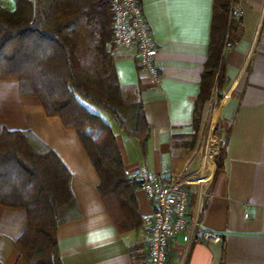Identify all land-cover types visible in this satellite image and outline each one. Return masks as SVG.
<instances>
[{
    "label": "crops",
    "instance_id": "0c3cea01",
    "mask_svg": "<svg viewBox=\"0 0 264 264\" xmlns=\"http://www.w3.org/2000/svg\"><path fill=\"white\" fill-rule=\"evenodd\" d=\"M235 6L243 22L225 56L217 108L202 97L215 0H142L161 73L158 83L139 64L134 43L113 47L124 104L114 105L119 116L101 108L113 117L109 124L124 170L192 171L201 163L202 139L212 122L216 140L225 138L223 154L214 144L213 178L200 205H194L200 210L197 236L175 237L168 264H264V0H237ZM140 110L149 129L146 143L135 134ZM4 129L32 131L70 172V218L56 233L62 264H149L150 235L143 220L154 205L146 191L130 186L142 224L122 230L78 132L48 115L37 96L21 94L17 79L0 78V132ZM27 226L24 206L0 202V264H31L20 243ZM204 229L222 240L203 241Z\"/></svg>",
    "mask_w": 264,
    "mask_h": 264
},
{
    "label": "trees",
    "instance_id": "16d2710c",
    "mask_svg": "<svg viewBox=\"0 0 264 264\" xmlns=\"http://www.w3.org/2000/svg\"><path fill=\"white\" fill-rule=\"evenodd\" d=\"M236 2L215 0L203 99L209 98L216 83L221 86L226 42L234 43L239 36L242 16L231 7ZM114 21L111 0H0V78L17 79L21 94L37 96L48 115L59 116L65 127L78 132L100 174L102 196L112 204L119 227L128 230L142 224L130 194V186L137 183L125 174L111 125L86 103L117 116L114 105L124 104L113 67ZM81 23L87 25L99 63V75L92 80L84 72L86 55L81 57L79 51ZM135 134L146 143L149 129L142 110ZM0 202L26 208L28 226L20 243L31 264H62L56 233L58 225L70 218V172L28 129L0 132Z\"/></svg>",
    "mask_w": 264,
    "mask_h": 264
},
{
    "label": "built area",
    "instance_id": "2783aa9c",
    "mask_svg": "<svg viewBox=\"0 0 264 264\" xmlns=\"http://www.w3.org/2000/svg\"><path fill=\"white\" fill-rule=\"evenodd\" d=\"M115 12L114 44H135L139 64L154 82H159L161 73L155 63V44L146 21L142 0H111ZM230 42H226L225 49ZM213 122L202 139L201 163L192 171L176 173L166 171L150 174L140 167L125 169L131 183H137L150 197L154 205L151 215L145 217L143 226L150 235L149 264H168L170 241L182 234L185 241H192L201 227L199 218L200 198L213 178L212 158L218 149L212 144L216 131ZM193 199V205L191 201ZM201 239L206 242H220L222 236L210 229H204Z\"/></svg>",
    "mask_w": 264,
    "mask_h": 264
},
{
    "label": "rangeland",
    "instance_id": "374dc122",
    "mask_svg": "<svg viewBox=\"0 0 264 264\" xmlns=\"http://www.w3.org/2000/svg\"><path fill=\"white\" fill-rule=\"evenodd\" d=\"M1 1H9V0H1ZM231 7L236 9V6L234 4H232ZM82 22H84V19L82 20ZM82 24H83V27H81V28L83 30L79 27V32L80 33L78 35L79 51H80V55L81 54L82 55H86L85 59H84L83 67L88 72H86V71H84V72H85V74H87V77L92 80L94 77L99 75V73H98L99 63H98L97 58L95 57V53L93 51V45H92L93 42L89 43V38L90 37L87 35V32H88L87 28H86L87 25H85L84 23H81V25ZM96 37H98L97 33H96ZM82 55H81V57H82ZM108 82L110 84L113 83V81L111 79ZM209 98L212 101V108L213 109L217 108L219 103L221 102V99L223 98V95L220 92V87L218 86L217 83L212 88V91L210 93ZM86 103L93 111L98 112L99 114H101V116L103 117V119L106 120V122H108V123L111 122L112 123V118H113L112 115L110 113H107L104 109H102L101 106L96 105V104L91 103V102H86ZM214 129H216V127ZM215 140H216V138H213L212 144L213 145L215 143L218 144L219 148H220L219 152L222 154L224 152V147H225V138H224V136H222L219 140H216V141Z\"/></svg>",
    "mask_w": 264,
    "mask_h": 264
}]
</instances>
